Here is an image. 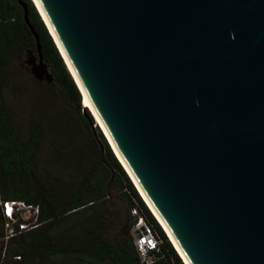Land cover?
Segmentation results:
<instances>
[{
    "label": "water",
    "instance_id": "water-1",
    "mask_svg": "<svg viewBox=\"0 0 264 264\" xmlns=\"http://www.w3.org/2000/svg\"><path fill=\"white\" fill-rule=\"evenodd\" d=\"M31 3L183 263L264 264V0Z\"/></svg>",
    "mask_w": 264,
    "mask_h": 264
},
{
    "label": "trees",
    "instance_id": "trees-1",
    "mask_svg": "<svg viewBox=\"0 0 264 264\" xmlns=\"http://www.w3.org/2000/svg\"><path fill=\"white\" fill-rule=\"evenodd\" d=\"M20 1L25 4L28 23L38 37L42 61L52 76L49 86H55L64 103H74L78 124L87 131L90 147L85 153L88 166L77 176H72L62 162L65 151L61 146H55L53 151L55 172L41 174L36 169V159L43 141L42 127L31 123L23 141L15 136L3 91L6 88L12 93L16 91L21 77L13 68L12 57L22 50L34 52V42L16 0H0V200H21L36 205L39 223L3 246L0 217V264H140L129 234L133 222L123 187L139 201L161 239L159 253L150 264H183L163 230L139 200L105 138L97 131L98 143L91 134L89 126L93 123L82 109L80 93L82 108L79 107L76 84L31 1ZM109 182L124 199L126 213V233L113 242L102 235V210Z\"/></svg>",
    "mask_w": 264,
    "mask_h": 264
},
{
    "label": "rangeland",
    "instance_id": "rangeland-1",
    "mask_svg": "<svg viewBox=\"0 0 264 264\" xmlns=\"http://www.w3.org/2000/svg\"><path fill=\"white\" fill-rule=\"evenodd\" d=\"M26 51L22 50L12 57L13 68L21 77L16 91L12 93L9 88L3 91V99L10 113L13 132L18 140L23 141L29 131L30 124L38 123L43 129V141L36 159L38 173L52 174L55 172L57 165L53 151L55 146H61L65 151L64 157L61 159L62 162L69 168L72 176H77L88 166L85 157V153L90 147L87 131L78 124V115L74 111L73 102L64 103L62 97L56 92L55 86L50 87V84L36 82L30 76L28 67L24 63ZM78 103L81 107L79 93ZM82 109L88 113L92 120L93 124L89 126L91 134L96 138L98 131L104 139L103 132L90 111L87 108ZM81 113L85 114L84 111ZM96 141L99 143V139L96 138ZM71 154L76 155V158H73L74 156ZM102 214L104 218L102 235L104 238L113 242L117 237L125 235L124 199L119 191L111 186L110 182L107 184Z\"/></svg>",
    "mask_w": 264,
    "mask_h": 264
},
{
    "label": "built area",
    "instance_id": "built-area-1",
    "mask_svg": "<svg viewBox=\"0 0 264 264\" xmlns=\"http://www.w3.org/2000/svg\"><path fill=\"white\" fill-rule=\"evenodd\" d=\"M122 192L128 197L130 202L128 212L133 222L130 229L132 245L139 259V263L150 264L155 258V255L159 253L161 239L151 222L148 221L139 201L132 197L125 187L122 188ZM139 200L155 221L143 201L141 199ZM0 217L2 231L1 242L3 246L9 239L30 231L39 225L37 222L38 207L21 200H0ZM156 224L158 225L157 222Z\"/></svg>",
    "mask_w": 264,
    "mask_h": 264
},
{
    "label": "bare ground",
    "instance_id": "bare-ground-1",
    "mask_svg": "<svg viewBox=\"0 0 264 264\" xmlns=\"http://www.w3.org/2000/svg\"><path fill=\"white\" fill-rule=\"evenodd\" d=\"M32 1V0H31ZM71 74V73H70ZM71 77H72V75H71ZM73 78V77H72ZM74 80V79H73ZM75 82V81H74ZM75 84H76V82H75ZM76 87H77V89H78V91H79V93H80V95H81V97H82V105H83V107L84 108H87L89 111H90V113H91V115L94 117V115H93V113L91 112V110H90V108H89V106H88V104H87V102H86V100L84 99V97H83V95H82V93H81V91L79 90V88H78V86H77V84H76ZM94 119H95V117H94ZM96 120V119H95ZM97 122V121H96ZM100 128V127H99ZM102 131V130H101ZM104 135V134H103ZM105 137V136H104ZM105 139H106V137H105ZM106 141H107V139H106ZM107 143H108V141H107ZM109 144V143H108ZM110 146V145H109ZM112 150V149H111ZM114 154V153H113ZM115 155V154H114ZM116 157V156H115ZM116 159H117V157H116ZM118 160V159H117ZM119 162V161H118ZM120 163V162H119ZM121 165V164H120ZM122 166V165H121ZM123 168V167H122ZM124 169V168H123ZM125 171V170H124ZM125 173H126V171H125ZM127 174V173H126ZM127 176H128V174H127ZM129 177V176H128ZM129 179H130V177H129ZM130 181H131V179H130ZM132 182V181H131ZM132 184H133V182H132ZM133 186H134V184H133ZM134 188H135V186H134ZM136 189V188H135ZM136 191H137V189H136ZM137 193H138V191H137ZM138 195H139V197H140V199L143 201V203L145 204V202H144V200L142 199V197L140 196V194L138 193ZM146 205V204H145ZM146 207H147V205H146ZM148 208V207H147ZM148 210H149V208H148ZM150 211V210H149ZM150 213H151V211H150ZM152 214V213H151ZM152 216H153V214H152ZM154 217V216H153ZM154 219H155V217H154ZM155 221L157 222V220L155 219ZM158 223V222H157ZM158 225H159V223H158ZM160 226V225H159ZM160 228H161V226H160ZM162 229V228H161ZM163 230V229H162ZM164 232V231H163ZM165 233V232H164ZM166 235V234H165ZM168 238V237H167ZM169 242H170V240H169ZM171 243V242H170ZM172 245V244H171ZM173 247V246H172ZM174 248V247H173ZM176 251V250H175ZM177 253V252H176ZM178 254V253H177ZM179 256V255H178ZM181 259V258H180ZM183 262V261H182ZM184 264V263H183Z\"/></svg>",
    "mask_w": 264,
    "mask_h": 264
}]
</instances>
